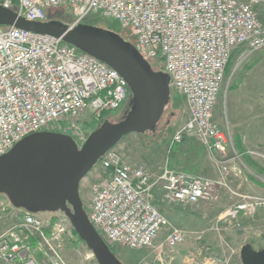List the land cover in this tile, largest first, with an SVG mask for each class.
<instances>
[{
    "label": "built area",
    "instance_id": "2783aa9c",
    "mask_svg": "<svg viewBox=\"0 0 264 264\" xmlns=\"http://www.w3.org/2000/svg\"><path fill=\"white\" fill-rule=\"evenodd\" d=\"M263 5L264 0H0L1 8L28 22L47 23L51 9L64 7L72 16L68 30L99 26L98 18L131 29L135 51L147 63L161 62L188 111L169 139L168 153L185 139H195L219 166L216 179L169 168L152 178L144 166L125 163L115 148L106 152L97 167L108 174L91 185L86 213L108 246L153 248L160 231L169 228L160 249L172 251L185 234L169 226L154 191H160L161 203L185 207L214 204L219 190L227 189V164L235 157L227 159L229 141L213 112L231 56L264 50V25L256 12ZM127 93L117 72L60 39L0 27V157L40 132L65 131L84 143L82 125L100 123L103 115L119 110ZM262 206L246 197L222 218L248 217ZM50 215L46 227L37 215L21 212L20 223L0 235V264H66L62 247L76 246L78 237L62 213Z\"/></svg>",
    "mask_w": 264,
    "mask_h": 264
},
{
    "label": "rangeland",
    "instance_id": "374dc122",
    "mask_svg": "<svg viewBox=\"0 0 264 264\" xmlns=\"http://www.w3.org/2000/svg\"><path fill=\"white\" fill-rule=\"evenodd\" d=\"M256 12L260 22L264 25V5L258 7ZM71 20L69 8H54L49 12V21L69 24ZM98 20H100L97 22L99 27H105L110 32L120 36L124 42L134 46L135 38L131 29L121 28L116 21L110 18H98ZM86 22L92 21L87 20ZM93 23L92 25H94ZM149 65L152 70L157 71L161 62L153 60L149 62ZM235 89L237 93L234 95L232 92ZM255 91L261 94L260 99L257 98L256 107L262 111L257 116V122L259 125H263L261 129H256L259 135L252 137L251 133L255 131L252 126L256 120L252 114L244 113V110L250 108L247 94ZM232 96H238L239 100L245 103V105L242 103L241 107L240 105L238 107V110H243V113L236 116V123H239L243 135L246 134L247 130V135H244L243 138L245 142L243 152H237L236 146L233 144L235 137L229 122ZM130 106L131 95L128 92L127 101L119 110L107 114L100 123L92 125V123L86 122L82 125L81 129L85 138L106 119L111 123L121 121L128 113ZM187 118L188 111L184 100L169 85V103L164 108L155 132L135 134L129 138L130 141L125 139L124 142L120 143L117 151L122 155L124 161L132 164H144L148 172L159 174L163 167H157V165L162 162L166 164L165 159L168 160L172 155L171 152L174 151L168 153L169 139L177 128L186 122ZM213 121L228 138L227 159L235 157L227 164L229 168L226 180L227 189L219 190L220 198L214 204L198 203L185 207L157 205V199L161 193L159 190H155L156 205L161 214L170 227L178 228L184 232L185 239L181 245L172 251L164 247L160 249L169 229L164 228L160 231L153 248L127 251L117 246L109 247L113 249L112 253L121 264H241L239 253L242 246L249 244L254 250H260L264 246V227L254 224L256 220H264V206L259 207L248 217L240 216L233 220L222 218L230 206L240 203L246 197L264 203V50L255 52L249 57L241 56L240 53H234L231 56L226 79L214 108ZM59 134L71 136V133H65V131ZM77 144L81 146L83 142ZM194 145L197 146L196 149L199 150L198 154L201 156L198 157L200 166L196 170L197 172L199 170L205 171V165L211 162V158L208 154V157L206 156L200 143L197 145L195 142ZM213 164L216 168V174L215 178L211 179H216L219 177V166ZM230 167L233 170L230 171ZM103 178L105 177L101 179ZM99 180L92 174V176L87 175L80 183L79 195L86 212L90 204V187ZM9 207L11 208L5 196L0 195V235L14 229L20 223L19 215L15 212L10 214ZM37 217L47 227L51 215L38 214ZM241 224L246 225L248 229L250 228V231L242 232ZM198 235H201L200 239H197ZM61 252L66 264H96L93 256L92 259L86 258L90 252L83 243L76 246L69 244V242L65 243Z\"/></svg>",
    "mask_w": 264,
    "mask_h": 264
},
{
    "label": "water",
    "instance_id": "95a60500",
    "mask_svg": "<svg viewBox=\"0 0 264 264\" xmlns=\"http://www.w3.org/2000/svg\"><path fill=\"white\" fill-rule=\"evenodd\" d=\"M0 27L51 36L113 69L125 80L131 106L117 122L103 121L78 146L71 137L52 132L32 134L0 157V195L10 206L30 214L62 213L96 264H121L89 223L79 195L81 181L106 152L130 134L154 133L169 103V78L154 72L120 36L61 22H28L0 7ZM241 264H264V246L240 249Z\"/></svg>",
    "mask_w": 264,
    "mask_h": 264
},
{
    "label": "crops",
    "instance_id": "0c3cea01",
    "mask_svg": "<svg viewBox=\"0 0 264 264\" xmlns=\"http://www.w3.org/2000/svg\"><path fill=\"white\" fill-rule=\"evenodd\" d=\"M227 69H228V66H227ZM227 69H226V73H227ZM232 93H234V95H235L237 93V90L236 89L233 90ZM260 95L261 94L258 91L250 92V94L249 93L247 94V99L249 101L250 108L245 109L244 113L252 114V117L254 118V120H256L254 122V124L252 123L253 124L252 129L255 130L254 132L251 133L252 137H256L257 135H259V134H257L256 129H261V126L263 125V124L259 125V123L257 122V120H258L257 116L259 115V113L261 114V112H262V111L258 110L259 109L258 107H256L257 102H258L257 98L260 99V97H261ZM232 98H233V101L230 104V113H229L230 114V120H229V122L231 125V130H232L233 135L235 137V141L233 144L236 146L237 152H243V147L245 145L243 138H244V135H247V130H246V134L243 135V133H242L243 130L240 129L241 127L239 126V123H236L237 122L236 116H237V114L241 115V113H243L242 112L243 110H238V107H239V105L241 107L242 103L245 105V103L243 101H240L238 96H234V97L232 96ZM234 103H235V105H234ZM251 107H253V109H251ZM133 136H135V134H130V135L124 137L114 148L117 150V147L120 143L124 142L125 139L126 140L128 139V141H130L129 138H132ZM195 142L198 145L199 142L196 141L195 139H185L182 143L176 145L173 148L174 151L171 152V154H172L171 157L168 160L165 159L166 164H164V162H162L161 164L157 165V167L162 166L163 169L169 168V169H172L176 172H182V173H185V174L190 175V176H200V177L207 178V179L215 178L216 168H215V165L213 163H211L212 161L210 163H206L205 171L199 170L197 172L196 169H197V167L200 166V164H198V162L200 161L198 159V157H201V156L198 154L199 150L196 149L197 146L194 145ZM205 154L208 157L206 152H205ZM121 157H122V155H121ZM122 159H123V157H122ZM123 161H124V159H123ZM124 162L131 165V166L142 165V164H132V163H128L126 161H124ZM142 166H144V164ZM231 170H233V168L230 167V171ZM92 174H93V176H95V178H97L99 180L102 177L107 176L108 173L103 172L99 167H95L88 175L92 176ZM149 174L152 176V178H154L158 175V174H154L151 172H149ZM158 198L159 199L156 198L158 201L157 205H167V204L161 203L159 201L160 197H158ZM164 208H165V206L163 207V209ZM8 210H9L10 214L12 212H15L16 214H18L19 215L18 219L20 221V218H21V212L20 211L12 210L10 208ZM251 223L253 224L254 221ZM254 224H257L259 226L264 227V220L263 221L256 220ZM240 228H241L242 232H247L248 230L250 231V228L248 229L246 227V225H243V224H241Z\"/></svg>",
    "mask_w": 264,
    "mask_h": 264
},
{
    "label": "trees",
    "instance_id": "16d2710c",
    "mask_svg": "<svg viewBox=\"0 0 264 264\" xmlns=\"http://www.w3.org/2000/svg\"><path fill=\"white\" fill-rule=\"evenodd\" d=\"M150 68L152 69V67L150 66ZM161 68V65L158 67V69H157V71L156 72H159V73H161V74H163V75H165L164 73H163V71H162V68ZM154 71V70H153ZM107 114H105V115H103V117H102V120H103V118L106 116ZM105 121H108V119H106ZM52 220H51V224H52ZM44 232L46 233V234H48V232H49V228H46L45 230H44ZM74 234V236L77 238V236H76V234L75 233H73ZM34 243V242H33ZM32 243V244H33ZM78 244H81V241L80 240H78L77 239V243L75 244V245H78ZM109 247H111V246H109ZM110 250H111V252H113V249H111V248H109Z\"/></svg>",
    "mask_w": 264,
    "mask_h": 264
},
{
    "label": "flooded vegetation",
    "instance_id": "af4514ba",
    "mask_svg": "<svg viewBox=\"0 0 264 264\" xmlns=\"http://www.w3.org/2000/svg\"><path fill=\"white\" fill-rule=\"evenodd\" d=\"M97 28H99V29H102L103 27H99V26H96Z\"/></svg>",
    "mask_w": 264,
    "mask_h": 264
},
{
    "label": "bare ground",
    "instance_id": "6f19581e",
    "mask_svg": "<svg viewBox=\"0 0 264 264\" xmlns=\"http://www.w3.org/2000/svg\"><path fill=\"white\" fill-rule=\"evenodd\" d=\"M154 72H156V71H154Z\"/></svg>",
    "mask_w": 264,
    "mask_h": 264
}]
</instances>
